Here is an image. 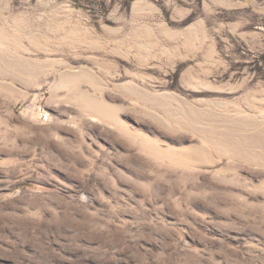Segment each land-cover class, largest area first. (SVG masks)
Masks as SVG:
<instances>
[{"label":"rangeland","instance_id":"374dc122","mask_svg":"<svg viewBox=\"0 0 264 264\" xmlns=\"http://www.w3.org/2000/svg\"><path fill=\"white\" fill-rule=\"evenodd\" d=\"M0 264H264V0H0Z\"/></svg>","mask_w":264,"mask_h":264},{"label":"water","instance_id":"95a60500","mask_svg":"<svg viewBox=\"0 0 264 264\" xmlns=\"http://www.w3.org/2000/svg\"><path fill=\"white\" fill-rule=\"evenodd\" d=\"M209 1H216V0H209Z\"/></svg>","mask_w":264,"mask_h":264}]
</instances>
